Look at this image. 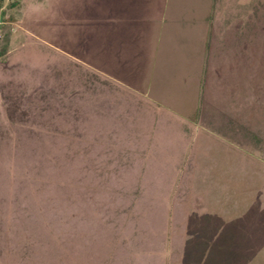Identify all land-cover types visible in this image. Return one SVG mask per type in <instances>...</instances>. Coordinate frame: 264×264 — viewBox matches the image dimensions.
I'll use <instances>...</instances> for the list:
<instances>
[{"label":"rangeland","instance_id":"rangeland-1","mask_svg":"<svg viewBox=\"0 0 264 264\" xmlns=\"http://www.w3.org/2000/svg\"><path fill=\"white\" fill-rule=\"evenodd\" d=\"M82 1L0 0V264H227L214 257L219 240L200 231L197 205L226 221L264 207V102L242 145L203 127L189 135L179 118L197 121L200 96L198 73L182 77V52L199 46L211 16L217 39L228 26L227 39L248 30L262 40L264 0H166L165 26L183 49L156 56L145 85L179 118L151 116L150 125L138 103L114 101L66 53L84 39ZM262 54L249 51L251 60ZM190 156L194 170L175 175ZM257 225L263 237L240 264H264Z\"/></svg>","mask_w":264,"mask_h":264},{"label":"crops","instance_id":"crops-1","mask_svg":"<svg viewBox=\"0 0 264 264\" xmlns=\"http://www.w3.org/2000/svg\"><path fill=\"white\" fill-rule=\"evenodd\" d=\"M165 2L166 0H83L82 10L89 14L88 17H83L84 39L82 38L81 45L76 48L67 44L66 53L69 56L90 68L102 82L112 88L109 95L113 94L114 101L128 100L138 103L145 121H149L151 116L160 121L161 115L179 118L177 112L173 111L176 110L175 107L161 105L155 101L145 85L156 56H168L167 53L170 55L172 50L183 49V44L178 41L177 30L170 32L165 26ZM209 20V24L203 25L204 31L202 41H198L199 46L188 44L184 52L181 50L182 57L190 62L185 70H181L182 77L191 78L190 74L195 73L193 71L198 73L197 96H200V99L199 103H196L193 116H198L203 90L216 96L220 91L221 82L224 84L229 81L230 86L241 85L250 77L248 30L242 39H233L232 35L231 39H227L226 36L232 29L223 26L225 29L220 32L221 38L217 39L214 16ZM236 30L239 33V30ZM179 31L182 33V30ZM241 32L244 35L242 29ZM200 53L203 59L199 65H194L192 62L195 56L200 57ZM179 119L183 128H188V132L194 130L189 127L196 126L201 130L204 128L198 117L197 121ZM220 137L223 141L228 140ZM195 150L196 155L197 148Z\"/></svg>","mask_w":264,"mask_h":264},{"label":"trees","instance_id":"trees-1","mask_svg":"<svg viewBox=\"0 0 264 264\" xmlns=\"http://www.w3.org/2000/svg\"><path fill=\"white\" fill-rule=\"evenodd\" d=\"M261 42H263L262 45L260 44ZM251 47L252 50L259 48L264 51V38L252 42L250 40V49ZM262 55L263 56L258 55L255 60L250 59V69L252 61L253 66L255 65V72L258 73L257 76L255 75V78H253L255 74V72H253L250 74L249 79L244 80L241 85L230 86L229 81H225L224 84L221 82L219 84L220 91L216 96L209 94L207 91L206 93L203 90L198 118H200L205 129L227 139L230 138L236 141L238 145H242L247 142L249 138L253 137L252 133L245 135V132L249 131L248 124L250 120L248 121V118L252 108H259L262 100L264 102V97H260L262 93L264 95V54ZM261 77L263 80L260 81L259 79ZM256 78L258 80H256ZM257 112H259V110ZM259 122L257 123L258 125ZM148 124L149 121H146V125ZM260 129H262V127H260ZM194 133L195 131H189V135L195 136ZM158 135L157 133L153 139L152 136L150 137L155 144H157V140L161 139ZM183 136L187 137L185 133ZM195 149L196 147L194 146L193 152H190V155L192 153L195 155ZM185 151H187V149ZM184 159L174 165V168L176 167V170H173L175 175L180 176L194 170L193 167L196 165L194 158L190 156L187 160ZM197 200L198 199H196L194 203H199ZM197 206L201 211L199 215H202V228L200 231L206 233L204 235H206L207 238H216L219 240L216 243L217 247L215 246L213 250V253L216 254L214 257L224 258L223 263L240 264L253 256V247L257 246L259 239L263 237L260 233L261 227L257 224L264 222V219L261 220V218H264V207L260 208L259 204H254L245 214L237 219L226 221L221 216L210 214L205 211V205L202 203ZM212 243L210 248H212ZM207 254H209V252ZM218 254L223 255V257H220Z\"/></svg>","mask_w":264,"mask_h":264}]
</instances>
